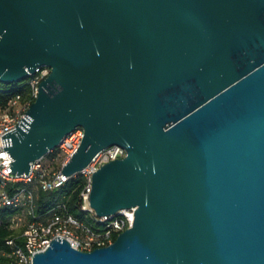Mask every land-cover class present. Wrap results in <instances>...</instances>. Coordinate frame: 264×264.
<instances>
[{"label":"water","instance_id":"1","mask_svg":"<svg viewBox=\"0 0 264 264\" xmlns=\"http://www.w3.org/2000/svg\"><path fill=\"white\" fill-rule=\"evenodd\" d=\"M41 66L2 135L12 171L83 127L63 173L123 146L90 202L135 220L91 251L58 236L33 264H264V0H0V82Z\"/></svg>","mask_w":264,"mask_h":264},{"label":"built area","instance_id":"2","mask_svg":"<svg viewBox=\"0 0 264 264\" xmlns=\"http://www.w3.org/2000/svg\"><path fill=\"white\" fill-rule=\"evenodd\" d=\"M51 71L52 68L49 66L37 68L36 73L26 79L29 83L28 94L17 93L9 99L6 107L0 108V207H22L30 214L40 217L36 213L38 196L35 190L32 187L19 186L12 192L10 190L11 183H36L42 190L51 191L62 188L73 178L83 176L86 179V185L81 193L82 209L92 212L96 219L104 225L98 230L92 229L67 210L54 212L52 217L46 221L43 219L33 220L25 230L26 248H18L15 251L18 257L16 264H33L35 253L45 250L51 241L58 236L69 239L74 247L81 250L91 251L97 247L108 246L115 242V233L119 236L121 232L132 226L135 220L134 208L124 209L115 216L99 217L91 207L90 202L94 172L111 160L125 157L127 151L123 146L114 144L104 149L87 167L74 176L63 173L64 165L81 145L85 134L83 127L77 128L57 148L49 152L48 155H55L53 159L57 161L59 166H48L44 159L46 155L33 163L28 175H19L12 171V158L8 148L4 149V144L5 147L6 143L9 146V142L12 143V141L11 138L8 141L6 137L7 141L5 142V137L2 138V135L16 128L19 120L26 117L31 104L39 96L40 83ZM19 220L21 217L17 215L14 218L16 225L19 224ZM9 243H13V241L10 240Z\"/></svg>","mask_w":264,"mask_h":264},{"label":"trees","instance_id":"3","mask_svg":"<svg viewBox=\"0 0 264 264\" xmlns=\"http://www.w3.org/2000/svg\"><path fill=\"white\" fill-rule=\"evenodd\" d=\"M29 90V83L27 80L21 83L12 85L0 82V108L8 105L9 99L17 94L22 93L27 95ZM51 162L57 163L54 160V154L48 155ZM48 166H57L56 164H47ZM86 185V179L79 176L71 179L65 186L59 189L44 191L37 186L36 183H11L10 190L13 192L16 187L28 186L35 190L38 196L36 213L40 217L30 214L25 208H17L15 206L0 207V264H16L18 257L15 251L18 248H26L25 230L33 220L43 219L48 220L53 213L64 210L69 211L77 217L84 225L98 230L104 224L100 223L92 212L85 211L81 205V193ZM54 209V210H53ZM53 210V211H52ZM21 217L19 224L16 225L14 218ZM80 231V230H79ZM118 235L115 233L114 238ZM12 240L13 243H9Z\"/></svg>","mask_w":264,"mask_h":264},{"label":"rangeland","instance_id":"4","mask_svg":"<svg viewBox=\"0 0 264 264\" xmlns=\"http://www.w3.org/2000/svg\"><path fill=\"white\" fill-rule=\"evenodd\" d=\"M45 163L46 164H56L57 166H59V164L58 163H55V162H51V158L47 155L45 158Z\"/></svg>","mask_w":264,"mask_h":264}]
</instances>
